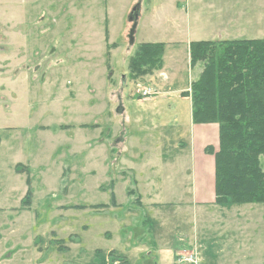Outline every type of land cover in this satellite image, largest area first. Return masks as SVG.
<instances>
[{"label": "rangeland", "instance_id": "rangeland-1", "mask_svg": "<svg viewBox=\"0 0 264 264\" xmlns=\"http://www.w3.org/2000/svg\"><path fill=\"white\" fill-rule=\"evenodd\" d=\"M259 30L264 0H0V171L20 163L31 182L27 211L3 216L4 264H193L180 249L199 242L198 264H264V221L252 220L250 239L230 231L222 241L208 227L215 211L191 198L211 197L212 186L193 155L203 135L178 93L194 76L178 44L188 31L211 40ZM144 43L166 44L163 65L129 79ZM15 175L0 179L14 206L27 191ZM245 209L264 213V203L231 207Z\"/></svg>", "mask_w": 264, "mask_h": 264}, {"label": "trees", "instance_id": "trees-1", "mask_svg": "<svg viewBox=\"0 0 264 264\" xmlns=\"http://www.w3.org/2000/svg\"><path fill=\"white\" fill-rule=\"evenodd\" d=\"M164 51V43L140 44L129 60V79L160 70ZM188 53L190 68H200L189 92L182 94L191 100L192 123L218 125V151L205 148L214 156L215 202L263 204L264 39L194 41ZM27 185L24 208L30 207L29 174ZM111 203L116 206L115 197Z\"/></svg>", "mask_w": 264, "mask_h": 264}, {"label": "crops", "instance_id": "crops-1", "mask_svg": "<svg viewBox=\"0 0 264 264\" xmlns=\"http://www.w3.org/2000/svg\"><path fill=\"white\" fill-rule=\"evenodd\" d=\"M184 18L187 20V18H189L188 16V11L185 10L184 11ZM188 16V17H187ZM185 20V21H186ZM130 25V24H129ZM129 29V27H128ZM260 32L256 35L253 34V37L251 38H246V39H231L233 37L232 34H229L227 32V36H224L223 34H215L213 36V38H211V40H206V41H220V40H254V39H264V31L262 30H259ZM176 33H180V30L179 28L176 29ZM191 33H193L192 31H188V34H190V38L188 40H186V42L184 43V45L182 43H178L179 45L181 46H184L185 47V52H186V62H187V66L189 67V72L192 73V75L194 74L193 76V79H192V76H191V79L194 80V78L196 79L197 76L199 75L200 73V68L199 67H196L194 69H191L190 68V59H189V44L191 42H194V41H202V40H192V36H191ZM109 29H108V25L105 26V29H104V40L105 41H108L109 39ZM128 33H125V36L127 37ZM217 35V36H216ZM111 36V35H110ZM103 38V37H102ZM113 42V41H112ZM112 44V43H110ZM173 43H171L172 45ZM166 45V44H165ZM110 49H113L115 48V46L112 44L109 46ZM112 53V52H111ZM192 70V71H191ZM156 72V71H155ZM155 72H154V75H155ZM159 76L164 74L165 77H167V75L164 73V72H159L158 73ZM156 76V75H155ZM191 83V82H190ZM186 92H189V87L186 91H178V93L181 95L183 93H186ZM190 101V118H191V100L190 98L188 99ZM191 122H192V118H191ZM194 125V124H193ZM196 126V131H197V134L199 135H203L202 137H194V144L197 143L199 144V141H200V144L203 145V146H212L213 149L216 151H218V143H219V137H218V125L216 124H210V125H195ZM205 147H204V150L202 152V155H196V152L195 150H193V155H195V157L197 158L198 160V164L196 165L197 166V170L199 171V176L202 178V176H204L203 179H206V176H209V180L211 181V186H212V196L210 197L209 196V193H208V190L206 192V194L203 193V191H200L199 189L195 192V199L193 198V196L191 197L196 203H207L208 205H200L202 207V210H211V211H215L214 212V216H213V220L209 221L208 222V227L214 229L213 230V234L215 235H218L219 238L218 239H221L222 241H228L229 238L233 235H229L231 232L232 234H243V237H239L237 240H236V243L238 241H240L241 239H250V237H247L249 235V233H251V222L252 220L255 221V222H263L264 221V213L263 212H260L259 210L257 209H245V210H238L237 212H233L231 211V207H233L234 205L232 206H219L216 204L215 202V190H214V185H215V169H214V156L211 155V154H207L205 152ZM191 149H193V147L191 146ZM189 155H190V151H189ZM191 157V156H189ZM209 160V162H208ZM187 162H188V166L189 168H192L193 167V162L189 161L187 159ZM20 163H12L10 164L8 167L6 165L2 166L1 168V171H0V179L5 175V172H8V174L10 175H13V174H16L15 176L17 175H22V174H25L27 176V172L24 173L21 169L22 168H19L21 165H19ZM18 168V170H17ZM190 173V171H189ZM28 177V176H27ZM27 177H26V186H27V190H28V185H27ZM210 183V182H209ZM204 184V183H203ZM0 185L2 186V182H0ZM3 190L0 188V227H2L4 229V225H3V222H4V218L3 216L6 215V214H9V212L11 211V214L13 213L12 210L14 211H18V212H25L27 211L26 209L27 208H24L22 206V200L24 197L22 198L21 201H19V199L17 198L16 199V206L14 205H10L8 204V198H12V200H14V196L12 194H7L5 195ZM249 205H258V204H249ZM218 208H222V209H229L230 211H222V212H219L217 211ZM197 209V208H195ZM24 210V211H23ZM201 210V211H202ZM20 212V213H21ZM221 213V214H220ZM19 215V213L17 214V216ZM214 219H218V220H214ZM227 219L229 220H232V219H236V222H238L236 225H228L226 223ZM240 219H251V220H246L244 222V225H242L240 223ZM225 222V223H224ZM206 225V223H205ZM263 228V231H264V226H262ZM231 231V232H230ZM11 233L14 232V227L12 226L11 228ZM223 234H228L229 236L228 237H225V238H221L220 235H223ZM12 238H13V234H12ZM200 237H196L193 239V245H198V241H199ZM253 241L256 242V238L254 237L253 238ZM262 243H264V237L263 239L261 240ZM247 246V245H245ZM200 247H204V245H202L200 242H199V245L198 246H190L189 249H180L182 250V252H186L189 251V256H194L195 260L193 261V264H198V262L196 261L199 257V248ZM193 248V249H191ZM221 248H222V245L220 246V252H219V255H221ZM264 249V247L262 248ZM1 257H0V264H4V262H7V260H3V255H4V252L3 250H1V253H0ZM218 255V256H219ZM216 256V255H214ZM200 259V257H199ZM200 261V260H199Z\"/></svg>", "mask_w": 264, "mask_h": 264}, {"label": "built area", "instance_id": "built-area-1", "mask_svg": "<svg viewBox=\"0 0 264 264\" xmlns=\"http://www.w3.org/2000/svg\"><path fill=\"white\" fill-rule=\"evenodd\" d=\"M145 97H151V93L148 92L144 95ZM188 261H191L193 263V257L192 256H189V259H187Z\"/></svg>", "mask_w": 264, "mask_h": 264}, {"label": "water", "instance_id": "water-1", "mask_svg": "<svg viewBox=\"0 0 264 264\" xmlns=\"http://www.w3.org/2000/svg\"><path fill=\"white\" fill-rule=\"evenodd\" d=\"M136 15V10L134 9L133 11H132V13L130 14V17H129V19L132 21L133 19H134V16Z\"/></svg>", "mask_w": 264, "mask_h": 264}]
</instances>
